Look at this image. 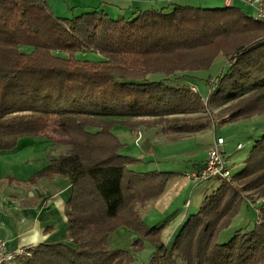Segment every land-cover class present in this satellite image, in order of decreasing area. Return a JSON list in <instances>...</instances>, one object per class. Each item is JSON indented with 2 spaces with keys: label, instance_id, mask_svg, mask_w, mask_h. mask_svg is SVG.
Masks as SVG:
<instances>
[{
  "label": "trees",
  "instance_id": "1",
  "mask_svg": "<svg viewBox=\"0 0 264 264\" xmlns=\"http://www.w3.org/2000/svg\"><path fill=\"white\" fill-rule=\"evenodd\" d=\"M80 52L99 59L78 58ZM218 55L228 68L208 81L205 98L189 85L166 82L190 79ZM204 103L223 107L222 123L264 113V22L241 8L172 3L112 20L97 10L58 17L44 0H0V152L42 136L67 150L49 157L31 180L59 176L71 184L67 244L27 250L25 264H132L130 251L145 243L154 247L151 262L259 264L264 204L253 229L224 243L217 236L244 193L264 198V132L230 182L204 195L185 218L169 248L160 241L162 228L147 226L138 211L164 193L172 173L132 170L138 159L122 153L125 144L112 129L198 133L210 119L192 115ZM121 226L140 236L128 249H110L107 238Z\"/></svg>",
  "mask_w": 264,
  "mask_h": 264
},
{
  "label": "rangeland",
  "instance_id": "2",
  "mask_svg": "<svg viewBox=\"0 0 264 264\" xmlns=\"http://www.w3.org/2000/svg\"><path fill=\"white\" fill-rule=\"evenodd\" d=\"M185 3L190 6L209 9L221 7L211 2H205V0L186 1ZM150 8L158 9L160 6ZM85 12L89 11L64 9L61 13L55 11L54 15L72 18ZM109 17L112 20H116L119 16L110 14ZM124 18H132V16L129 14L124 16ZM24 50L27 52L30 51L29 48H24ZM77 57L89 60L99 59L96 54L90 52H80L77 54ZM227 68L228 62L223 56L218 55L209 68L194 72L190 79L188 76L177 75L176 77L166 79V82L172 86L189 85L192 91L197 92L200 97L205 98L210 88L208 81H212L218 74L225 72ZM159 77L161 76L154 75L149 78L159 79ZM204 104L205 108L200 113L192 115H205L210 119L207 127L198 133L166 135L161 133L158 127L131 130L116 126L112 129L114 135L125 144L122 153L138 159L136 163L130 165L132 170L136 172L152 171L150 170V165H156V169H158L156 171L172 173V178L168 181L167 188L162 194L163 196L138 208L147 226L162 228L159 232L160 241L168 248L171 246L185 218L197 211L204 195L209 194L217 185L224 182L215 178L207 181L194 182L191 177H187V174L194 167L193 164L199 162L198 160L206 153V150L213 143L215 137L220 136L224 139V145L221 147L222 157L226 168L233 174L241 170L243 162L253 146V139L264 132V113L222 123L220 114L222 113L223 107L208 106L207 103ZM52 139H60V137L53 135ZM18 143L22 145L36 143V146H46L43 154L46 158L57 157L64 154L67 150L64 146L48 142L42 136L38 138H22ZM238 143L242 145L239 149L237 148ZM42 153L43 151L41 149L35 148L29 154L35 161L18 162L19 164L16 163L18 166L16 165L17 168L15 170H19L20 176H27L40 169L45 165L42 162ZM243 197L244 200L240 204L237 214L231 218L228 226L220 230L217 236L219 243L229 241L236 233L248 232L254 228L256 223L261 222L258 216L259 206L264 204V198L258 199L254 193H244ZM173 229L174 231H172ZM153 253L154 247L145 243L144 248L141 250L137 252L130 251L132 256L137 255L132 264H163L159 261L151 262ZM175 261L174 264H183L178 260ZM259 264H264V259Z\"/></svg>",
  "mask_w": 264,
  "mask_h": 264
},
{
  "label": "crops",
  "instance_id": "3",
  "mask_svg": "<svg viewBox=\"0 0 264 264\" xmlns=\"http://www.w3.org/2000/svg\"><path fill=\"white\" fill-rule=\"evenodd\" d=\"M44 1L53 13L55 11L61 13L64 9L97 10L103 11L108 16L114 14L115 16L124 17L129 14L133 16V13L138 9L163 7L172 3L185 5L187 4L186 1L193 0ZM205 2H211L221 7L236 6L250 16L254 13V9L245 4L243 0H205ZM254 140L252 143H254ZM45 147L44 145L41 147L36 146V143L27 145L17 143L11 151L0 152V240L6 244L7 253L14 256L2 264H25L24 257L26 256L23 255V252L33 250L39 245L67 244L65 209L71 193L70 180L59 176L53 178L38 177L31 180L39 169L27 176H20L19 170H15L16 165L18 166L22 161H35L29 155L35 148L43 151L41 154L43 157L42 162L46 165L48 158L43 155ZM207 150L202 158L198 160L199 162L193 164L194 167L191 172L202 167L207 157ZM150 168V170H158L156 165H150ZM187 182L189 183V181ZM139 236L134 230L121 226L108 236L107 246L110 249H128ZM136 256L132 257L136 259Z\"/></svg>",
  "mask_w": 264,
  "mask_h": 264
},
{
  "label": "built area",
  "instance_id": "4",
  "mask_svg": "<svg viewBox=\"0 0 264 264\" xmlns=\"http://www.w3.org/2000/svg\"><path fill=\"white\" fill-rule=\"evenodd\" d=\"M243 2L254 9L252 18L255 21L264 22V0H243ZM223 145L224 139L220 136H216L207 150V157L202 167L199 168V170L190 172L187 174V177H191L194 182L205 181L212 178L228 182L230 180V171L226 168L222 157L221 147ZM241 146L240 143L237 144L238 149L241 148ZM13 257V255L7 253L6 244L0 240V264Z\"/></svg>",
  "mask_w": 264,
  "mask_h": 264
}]
</instances>
